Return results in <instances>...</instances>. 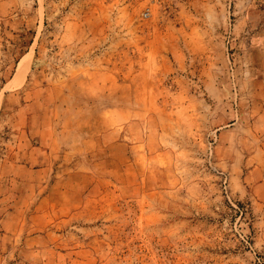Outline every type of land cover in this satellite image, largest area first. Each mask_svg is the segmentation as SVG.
<instances>
[{"label": "rangeland", "instance_id": "obj_1", "mask_svg": "<svg viewBox=\"0 0 264 264\" xmlns=\"http://www.w3.org/2000/svg\"><path fill=\"white\" fill-rule=\"evenodd\" d=\"M0 264H264V0H0Z\"/></svg>", "mask_w": 264, "mask_h": 264}, {"label": "built area", "instance_id": "obj_2", "mask_svg": "<svg viewBox=\"0 0 264 264\" xmlns=\"http://www.w3.org/2000/svg\"><path fill=\"white\" fill-rule=\"evenodd\" d=\"M145 16H148V14H147V13H145Z\"/></svg>", "mask_w": 264, "mask_h": 264}]
</instances>
